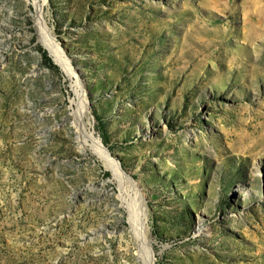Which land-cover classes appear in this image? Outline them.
<instances>
[{
  "label": "rangeland",
  "instance_id": "1",
  "mask_svg": "<svg viewBox=\"0 0 264 264\" xmlns=\"http://www.w3.org/2000/svg\"><path fill=\"white\" fill-rule=\"evenodd\" d=\"M41 4L75 75L0 0V264H264V0Z\"/></svg>",
  "mask_w": 264,
  "mask_h": 264
},
{
  "label": "bare ground",
  "instance_id": "2",
  "mask_svg": "<svg viewBox=\"0 0 264 264\" xmlns=\"http://www.w3.org/2000/svg\"><path fill=\"white\" fill-rule=\"evenodd\" d=\"M41 5H42L41 0H35V6H36L35 26L38 33V39L43 45V47L47 49L48 53L51 55L55 63L60 66L62 71L68 76H74L75 75L74 70L70 67L69 61L65 57L63 49H61L57 41H55L51 31L46 27L44 23V20L41 16L42 12H40ZM74 85H75V93L77 99L74 100L76 107L71 114V118H72L71 125L73 126V129L75 131V135H76L75 139L77 145L82 150L84 151L88 150L93 155L100 158L105 164V167L111 170L114 177H116L122 182H129L130 179L126 177L123 172L120 171L117 162H115L111 158L108 150L102 145L100 138L95 136L93 132L87 129V124L89 121L88 99L82 90V84L80 83V81L76 79ZM136 192H138L137 193L138 200L142 201V199H140L141 197L140 191L137 190ZM133 213L135 214V211ZM133 213L130 215V218L132 217L133 220L132 224L138 229L140 228L144 229V219L138 215L135 216ZM137 234H139L140 237V233ZM144 242H145V244L143 243L144 244L143 246L145 247V253L143 254L144 264H155L154 252L151 249V243L149 242L148 239H144Z\"/></svg>",
  "mask_w": 264,
  "mask_h": 264
},
{
  "label": "trees",
  "instance_id": "3",
  "mask_svg": "<svg viewBox=\"0 0 264 264\" xmlns=\"http://www.w3.org/2000/svg\"><path fill=\"white\" fill-rule=\"evenodd\" d=\"M42 56L44 61L48 64L50 67H54L55 65L50 61V58L45 54V52L42 50Z\"/></svg>",
  "mask_w": 264,
  "mask_h": 264
}]
</instances>
